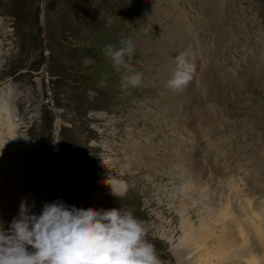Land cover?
<instances>
[{
  "label": "rangeland",
  "instance_id": "1",
  "mask_svg": "<svg viewBox=\"0 0 264 264\" xmlns=\"http://www.w3.org/2000/svg\"><path fill=\"white\" fill-rule=\"evenodd\" d=\"M122 36L142 87L122 89L103 54ZM181 52L194 72L173 92ZM0 104V164L14 153L0 165L8 220L25 198L37 214L57 200L130 210L160 264H178L183 188L165 179L164 194H143L144 164L169 156L198 167L220 204L227 182L264 204V0H0Z\"/></svg>",
  "mask_w": 264,
  "mask_h": 264
},
{
  "label": "clouds",
  "instance_id": "2",
  "mask_svg": "<svg viewBox=\"0 0 264 264\" xmlns=\"http://www.w3.org/2000/svg\"><path fill=\"white\" fill-rule=\"evenodd\" d=\"M135 49L133 39L123 36L102 49L120 73L124 90L143 84V73L130 62ZM174 61L166 87L181 92L192 79L194 64L187 52ZM100 84L105 86L103 78ZM147 231L130 210L76 208L57 200L45 203L37 214L25 198L6 228L0 221V264H160Z\"/></svg>",
  "mask_w": 264,
  "mask_h": 264
},
{
  "label": "bare ground",
  "instance_id": "3",
  "mask_svg": "<svg viewBox=\"0 0 264 264\" xmlns=\"http://www.w3.org/2000/svg\"><path fill=\"white\" fill-rule=\"evenodd\" d=\"M6 108V106L3 107L4 110ZM6 120L9 123L11 118L8 116ZM13 156V152L9 157L7 154L5 160L7 158L9 161ZM134 156L136 157V155ZM164 157L156 159L154 155H151L148 160L146 159L147 161L144 165L148 168L145 167V169L151 178L143 182L141 192L150 197H153V195L158 197L164 194L167 189V184H162L165 179L172 180V183L181 184L183 188L181 192L184 191L183 198L178 199L177 204L172 207V210L177 215L176 219L179 223V229L182 230V238L180 242L178 241V247L180 248L174 251L175 257H178V264H239L241 261L244 264H264V204L253 202L251 205V198L249 196L248 198H246L247 196L240 197L239 190L232 185V182H227L225 197H220L222 198V203L220 204L218 201L219 196L215 195L218 192H214L218 187L216 185L211 186L213 184L212 181V183L210 181L207 182V185L212 187L211 190H208L204 183L200 184L199 178L203 176L201 177L198 167L191 165L183 170L175 166L176 168L174 169V166L171 165L172 163L169 162V156ZM3 161L0 165L4 164ZM17 165L12 164L13 169ZM134 168L135 166L133 165ZM167 169L171 170V172H168ZM224 169L227 171L226 168H222V170ZM140 181L141 179L137 183H140ZM116 187L118 194H121L124 189L123 186ZM163 187H165V190H162ZM245 189L242 188L246 192ZM227 192L233 194L230 204ZM0 194V203L2 205L8 204V199L5 197L6 195L9 196L7 188ZM159 205L155 200L151 199L149 201V206L162 208ZM0 212L2 218L0 221L4 222L6 228L11 222V220H8V211L5 209L0 210ZM186 255H191V259L186 260ZM239 258L240 262L238 263L237 259ZM214 260L216 261L213 262Z\"/></svg>",
  "mask_w": 264,
  "mask_h": 264
}]
</instances>
